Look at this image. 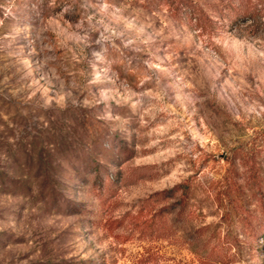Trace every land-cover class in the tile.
<instances>
[{
    "label": "rangeland",
    "instance_id": "1",
    "mask_svg": "<svg viewBox=\"0 0 264 264\" xmlns=\"http://www.w3.org/2000/svg\"><path fill=\"white\" fill-rule=\"evenodd\" d=\"M193 1L0 0V264H264V0Z\"/></svg>",
    "mask_w": 264,
    "mask_h": 264
},
{
    "label": "trees",
    "instance_id": "2",
    "mask_svg": "<svg viewBox=\"0 0 264 264\" xmlns=\"http://www.w3.org/2000/svg\"><path fill=\"white\" fill-rule=\"evenodd\" d=\"M145 5L149 9H160L164 6L168 7L173 17L183 20L186 15H192L200 27L203 21L211 23V19L207 17L203 8H201L193 0H144ZM193 192L189 181H184L175 185L170 189H165L152 194L148 199L144 201L142 212L144 209L148 210V213L152 215L148 218L149 214L144 220V224L147 229L157 234L158 237H170L174 233L176 227L180 222L186 219L188 209L190 206ZM171 202V203H170ZM160 207L156 211L157 207ZM178 211L176 218L168 222V217L175 211Z\"/></svg>",
    "mask_w": 264,
    "mask_h": 264
}]
</instances>
